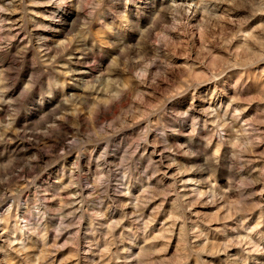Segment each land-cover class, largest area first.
<instances>
[{
	"label": "rangeland",
	"instance_id": "374dc122",
	"mask_svg": "<svg viewBox=\"0 0 264 264\" xmlns=\"http://www.w3.org/2000/svg\"><path fill=\"white\" fill-rule=\"evenodd\" d=\"M0 264H264V0H0Z\"/></svg>",
	"mask_w": 264,
	"mask_h": 264
},
{
	"label": "bare ground",
	"instance_id": "6f19581e",
	"mask_svg": "<svg viewBox=\"0 0 264 264\" xmlns=\"http://www.w3.org/2000/svg\"><path fill=\"white\" fill-rule=\"evenodd\" d=\"M79 78H82V77H85V76H90L91 75V73H89L86 69H84V68H81V69H79V71L77 72V74H76Z\"/></svg>",
	"mask_w": 264,
	"mask_h": 264
}]
</instances>
